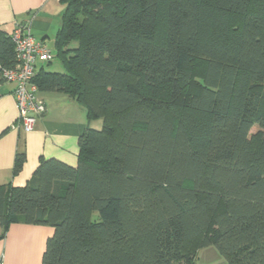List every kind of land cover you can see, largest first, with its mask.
<instances>
[{"label":"trees","instance_id":"obj_1","mask_svg":"<svg viewBox=\"0 0 264 264\" xmlns=\"http://www.w3.org/2000/svg\"><path fill=\"white\" fill-rule=\"evenodd\" d=\"M61 2L62 71L33 82L101 127L74 165L40 156L24 185H0V239L51 227L40 264H196L209 246L264 264V0Z\"/></svg>","mask_w":264,"mask_h":264},{"label":"crops","instance_id":"obj_2","mask_svg":"<svg viewBox=\"0 0 264 264\" xmlns=\"http://www.w3.org/2000/svg\"><path fill=\"white\" fill-rule=\"evenodd\" d=\"M62 0H0V29L11 33L18 23L27 25L33 38L54 52V36L60 27L64 9ZM49 43L52 47H49ZM52 49V50H51ZM54 54V53H53ZM38 61L36 71L54 65ZM53 63V64H52ZM47 66L45 70L61 72ZM14 84L0 83V185L11 183L22 186L31 177L40 156L54 158L74 165L77 158V140L87 125L99 128V120L87 121L85 108L64 94L40 92L46 106L44 116L32 132L15 128L18 117L13 97ZM17 150L25 152L21 171L13 176V163ZM52 228L44 225L11 224L0 239V256L3 264H40L41 257ZM0 264L2 259L0 257Z\"/></svg>","mask_w":264,"mask_h":264},{"label":"built area","instance_id":"obj_3","mask_svg":"<svg viewBox=\"0 0 264 264\" xmlns=\"http://www.w3.org/2000/svg\"><path fill=\"white\" fill-rule=\"evenodd\" d=\"M10 39L15 64L12 68L2 69L1 76L6 82L14 84L13 97L18 112L15 128L29 133L46 112L39 89L33 82L36 64L38 61H52L53 55L44 43L33 38L29 27L23 23L14 26Z\"/></svg>","mask_w":264,"mask_h":264},{"label":"rangeland","instance_id":"obj_4","mask_svg":"<svg viewBox=\"0 0 264 264\" xmlns=\"http://www.w3.org/2000/svg\"><path fill=\"white\" fill-rule=\"evenodd\" d=\"M49 47L50 48L52 47L51 43H49ZM53 62H54V65H52V67H49L48 64H46L45 68H47V66H48L51 69H57L58 68V63L60 61L55 58V61H53ZM100 123H101V121H100ZM99 127H101V125ZM0 257L2 259V264H3V258H2V257H4V253L3 252L1 253ZM196 264H227V262L219 254V252L214 248V246H209V247H205L203 249H200L198 251L197 258H196Z\"/></svg>","mask_w":264,"mask_h":264}]
</instances>
